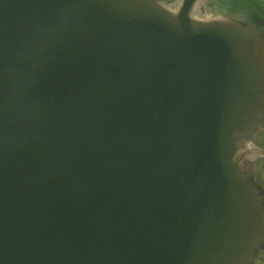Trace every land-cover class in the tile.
<instances>
[{
  "label": "water",
  "instance_id": "95a60500",
  "mask_svg": "<svg viewBox=\"0 0 264 264\" xmlns=\"http://www.w3.org/2000/svg\"><path fill=\"white\" fill-rule=\"evenodd\" d=\"M200 2L0 0V264L255 263L264 17Z\"/></svg>",
  "mask_w": 264,
  "mask_h": 264
},
{
  "label": "flooded vegetation",
  "instance_id": "af4514ba",
  "mask_svg": "<svg viewBox=\"0 0 264 264\" xmlns=\"http://www.w3.org/2000/svg\"><path fill=\"white\" fill-rule=\"evenodd\" d=\"M205 7L211 8L207 9V13L214 16L264 17V0H206ZM260 144L264 146V135ZM262 172L264 176V164ZM256 264H264V249Z\"/></svg>",
  "mask_w": 264,
  "mask_h": 264
}]
</instances>
